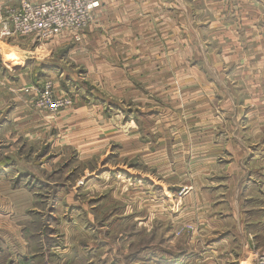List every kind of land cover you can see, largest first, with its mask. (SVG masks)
<instances>
[{
    "label": "rangeland",
    "instance_id": "374dc122",
    "mask_svg": "<svg viewBox=\"0 0 264 264\" xmlns=\"http://www.w3.org/2000/svg\"><path fill=\"white\" fill-rule=\"evenodd\" d=\"M189 1L158 0L171 10L148 13L146 29L165 45L150 49L160 59L118 84L91 63L86 27L0 38V264H238L208 237L243 193L251 216L264 205V79L260 97L238 92V65L226 63L239 50L224 46L220 21L233 43L239 10L264 0H208L214 30L203 21L190 34L191 19L172 14ZM251 240L232 247L256 264L264 244Z\"/></svg>",
    "mask_w": 264,
    "mask_h": 264
},
{
    "label": "crops",
    "instance_id": "0c3cea01",
    "mask_svg": "<svg viewBox=\"0 0 264 264\" xmlns=\"http://www.w3.org/2000/svg\"><path fill=\"white\" fill-rule=\"evenodd\" d=\"M12 1L14 0H0V3L4 2L6 5H11L14 4ZM96 1L98 5L92 11L93 22L84 31L85 45H83V47L87 45L86 50L92 52L93 59H91V63L94 62L95 69L100 68L102 72H104V69H108L109 72L104 73L105 77L109 78L111 85L112 83L118 84L126 81L128 77L133 78L132 72H134L133 70L135 68H141L142 77L147 76L148 72L150 73L151 67L157 63L156 59H160V56H154L157 51L150 49L165 48V45L162 43H160L161 47L159 43L158 45H151L148 42L149 36L146 29L148 25L147 14L153 12L150 14L153 17L160 15L164 18V16H167L166 9L171 10V8L164 9L158 7L159 13H157L158 10L154 6H157L158 0ZM204 1L205 8H197L198 0H190L189 3L187 2L188 7H183L182 2L179 3V7L183 10L176 11V8L172 9L175 23L182 22L184 18H190L192 22L189 30H187L189 34L191 33V29L203 21H208L210 24H205V27L202 26L200 28L206 31L214 30V22H218V20H213L214 10L207 6L208 0ZM252 1L257 2L256 0ZM259 1L263 2V0ZM253 5V8H242L239 10L241 13L245 11V14L239 17L240 25L237 24L238 37L234 35L235 39L233 43L229 42L228 35L225 31V28L231 27L229 22L221 18L220 26L224 46L238 47L239 50L238 56L232 57L235 59H231V61L229 60L226 63L227 65L234 63L238 65L239 74L237 76L243 86V88L238 89V92L243 96L260 97L262 89L260 88L259 81L264 79V75L261 73V62L264 60V57L259 49H262V46H264V24L260 25L259 20L264 21V18H262L264 16V9L259 7L258 4ZM222 12L221 17H224V10ZM142 16H145L146 19H143ZM255 20L257 23H255ZM252 22H254L253 25H250ZM195 29H199V27H195ZM6 39L12 40L16 39V37ZM249 46H252V50H250ZM70 53L74 52L71 50ZM180 60L182 61V59ZM100 74L102 75V73ZM229 78L230 75L226 77V80ZM230 90L233 89L231 88ZM259 101L261 100H258V98L254 100V110H256V106L262 104ZM241 117L242 115L239 116V118ZM251 120L248 119V121ZM254 155H252V158H255ZM243 197L244 203L242 210L240 209L241 204L239 206V202L235 206L230 204V207L234 209L230 217L224 218L223 214L217 213L215 217L218 220H222L221 225H217L215 221L211 224V227L214 225L212 228L215 230L212 229L210 233L211 237H208L209 240L213 241V244L209 248L212 250V253L222 256L223 263L224 260L227 262H238V264L252 263L251 251H247L242 246H239L237 249L232 247L240 239V243H242V239L252 242L251 239L253 238L254 243L258 246L264 244V212L258 211L264 210V205L259 207L256 205L253 209V216H251L252 212L245 209V193H243ZM231 222H236V232L231 231L230 227H225L226 224L229 225ZM236 257L238 258L237 260H235Z\"/></svg>",
    "mask_w": 264,
    "mask_h": 264
},
{
    "label": "built area",
    "instance_id": "2783aa9c",
    "mask_svg": "<svg viewBox=\"0 0 264 264\" xmlns=\"http://www.w3.org/2000/svg\"><path fill=\"white\" fill-rule=\"evenodd\" d=\"M96 0H19L0 17V38L33 36L50 40L63 32L80 33L91 20ZM256 264H264V248Z\"/></svg>",
    "mask_w": 264,
    "mask_h": 264
}]
</instances>
